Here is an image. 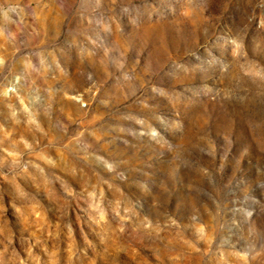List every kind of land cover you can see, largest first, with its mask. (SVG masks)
I'll use <instances>...</instances> for the list:
<instances>
[{
	"label": "rangeland",
	"instance_id": "rangeland-1",
	"mask_svg": "<svg viewBox=\"0 0 264 264\" xmlns=\"http://www.w3.org/2000/svg\"><path fill=\"white\" fill-rule=\"evenodd\" d=\"M0 264H264V0H0Z\"/></svg>",
	"mask_w": 264,
	"mask_h": 264
}]
</instances>
